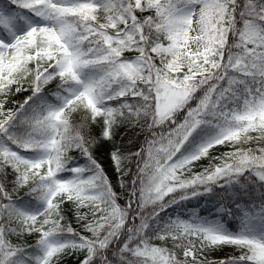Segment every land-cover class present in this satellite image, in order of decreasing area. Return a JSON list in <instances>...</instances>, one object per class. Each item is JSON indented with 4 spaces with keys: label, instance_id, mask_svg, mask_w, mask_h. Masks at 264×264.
<instances>
[{
    "label": "snow or ice",
    "instance_id": "1",
    "mask_svg": "<svg viewBox=\"0 0 264 264\" xmlns=\"http://www.w3.org/2000/svg\"><path fill=\"white\" fill-rule=\"evenodd\" d=\"M68 260L264 264V0H0V264Z\"/></svg>",
    "mask_w": 264,
    "mask_h": 264
},
{
    "label": "trees",
    "instance_id": "2",
    "mask_svg": "<svg viewBox=\"0 0 264 264\" xmlns=\"http://www.w3.org/2000/svg\"><path fill=\"white\" fill-rule=\"evenodd\" d=\"M29 94H30V92H21L20 94L14 96L13 99L22 101ZM121 134L124 135V142L126 143L128 141V139L134 135V131H127V133L125 134V130L121 129ZM118 139H119V137H118ZM139 142H140V140L138 138L136 141L137 145L139 144ZM223 150L224 149H219L218 151H223ZM73 155H78V153H73ZM97 155L101 157V162L105 163V165L107 166V157H106L105 149L104 148L98 149ZM81 162H83V161H81ZM202 163L206 164L207 161L206 160L202 161ZM120 203L123 204L124 201L121 200ZM221 251H218V252L214 253L213 255L217 256ZM65 264H71V261L70 260L65 261Z\"/></svg>",
    "mask_w": 264,
    "mask_h": 264
},
{
    "label": "rangeland",
    "instance_id": "3",
    "mask_svg": "<svg viewBox=\"0 0 264 264\" xmlns=\"http://www.w3.org/2000/svg\"><path fill=\"white\" fill-rule=\"evenodd\" d=\"M233 251H234V249H232V248H225L215 257H221V256H224L226 254L232 253Z\"/></svg>",
    "mask_w": 264,
    "mask_h": 264
}]
</instances>
